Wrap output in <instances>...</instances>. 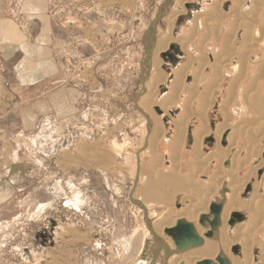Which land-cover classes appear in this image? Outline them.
Returning a JSON list of instances; mask_svg holds the SVG:
<instances>
[{
  "label": "rangeland",
  "instance_id": "obj_1",
  "mask_svg": "<svg viewBox=\"0 0 264 264\" xmlns=\"http://www.w3.org/2000/svg\"><path fill=\"white\" fill-rule=\"evenodd\" d=\"M178 2L179 0H52L56 26L55 55L60 74L57 85L73 87L83 93V106L68 115H48L38 122L34 132L28 133L22 132L19 112L14 107L11 108V113L0 111V187L2 184L10 187V198L6 203L10 206H4V209L0 207V211H3L0 213V264H126V260L131 258L139 259L136 264H149L150 261L154 263V253L148 251L155 243L154 238L146 240L149 244L145 245L141 255L132 250L133 242L130 243L134 230L142 221V216L134 205L137 202L134 191L139 182L140 168L135 175L133 156L146 147L145 125L140 116L141 108L138 107L149 72L146 65L149 50L145 46V37L147 34H153L154 37L170 28L165 16L175 11L176 6L179 11L183 9L181 2ZM208 11L215 12L211 8ZM182 19L183 17H178L171 36L175 40L186 39L183 45L190 56H201L198 44L202 46L207 38H211V43L213 42V47L208 50L209 55L217 52L219 45L224 43L226 29L219 33L208 26L202 36L200 33L195 38L188 31H183ZM202 37L204 40L200 39ZM170 51L175 52L170 47L160 55L163 74H169L171 66L175 64L173 57L169 58L167 55ZM260 52L258 57L261 62L258 64L264 65V48ZM175 55L178 61L181 53ZM196 61L192 63L196 64ZM237 61L238 59H231V63ZM90 72L93 77L89 78ZM102 74L105 76H101ZM206 80H211L208 82L211 85L216 79L207 76ZM232 80L233 76H230L224 87L223 98H226ZM249 84L255 87L253 81L249 80L244 83L245 88L247 87L244 91L251 88ZM261 87L263 90L264 84ZM184 94L177 102L174 118L186 111L183 109L188 105L186 102L195 96ZM261 96H264V90L255 97L257 100L253 97L248 102L254 104L256 100L257 104ZM221 100L216 99L215 104L219 105ZM248 108L246 121L249 118L252 121L257 114H252L251 117L252 108ZM194 109L197 110L196 105ZM217 109L216 107L210 112L209 128L223 126L227 121L226 116L219 115ZM156 112L158 113L157 110ZM189 125L186 131L189 148L185 155L186 164L190 166L185 164V167H181L183 169L180 174L197 176L192 170L195 164L191 162L200 153L196 151L198 148L195 147L193 138L187 136H190V131L200 127L194 120ZM259 130L248 131L251 132L248 136L252 137L249 136L243 142L244 146L247 145V150L249 147L250 153L242 149L239 154L243 158L247 154L251 155L253 142L256 140L257 143L260 134H263V129ZM149 131L147 129V133ZM255 132L258 133L254 136L256 138L252 135ZM165 133L166 141L159 143L158 149L160 155L167 156L162 173L170 175L175 173L173 165L177 158L176 154L168 153L174 138L178 136L173 123L166 125ZM238 134L236 132V137ZM215 136L201 140L204 141V149L201 150L203 154L216 153L218 156L208 165L211 172L207 179L221 166L219 151L223 150L221 155H224L225 149L229 147L227 140L215 143ZM212 138L213 142L210 141ZM106 155L109 156L107 160L103 158ZM101 159L105 163L112 162L107 167L106 164H101ZM144 161L147 164L150 159L146 158ZM199 163L201 162L196 164L199 166ZM251 167L252 163L246 166L241 177L250 176L252 172L248 168ZM134 175L137 177L133 178ZM170 190L166 198L171 197L172 200L177 192ZM181 210L183 208L178 209L179 212ZM138 243L135 241L133 246L137 248ZM261 243L264 245V233L257 236V250Z\"/></svg>",
  "mask_w": 264,
  "mask_h": 264
},
{
  "label": "bare ground",
  "instance_id": "obj_2",
  "mask_svg": "<svg viewBox=\"0 0 264 264\" xmlns=\"http://www.w3.org/2000/svg\"><path fill=\"white\" fill-rule=\"evenodd\" d=\"M181 1L179 0L178 4ZM180 4L183 6L179 5L183 8L181 11L176 9V6L175 11H170L168 16H165L166 13L164 14L170 27L166 32L155 34L154 37H152L153 34H147L145 37V46L149 50V58L146 59L149 72L146 75L143 95L138 102V107L141 108L140 116L145 125L144 143L146 145L144 146L146 147H143L144 149L141 147L143 150L141 149L142 151L138 155L133 154L135 175L140 168L139 182H136L138 185H136V189L134 188L136 190L134 191L135 198H137L134 205L141 214L142 221L131 236L132 241L130 243L133 242L131 248L136 254L141 255L145 245L154 238L155 243L150 249L148 248V251L154 253V263L150 261L151 264H198L205 260L220 264L217 259L221 252L231 264H264V245L261 243L259 250L256 249L257 236L264 233V96H261L262 98L255 104L256 96L261 95L264 90L261 87L264 84V65L258 64L261 62V58L258 56L264 48V0H183ZM196 5H199L198 9H196ZM209 8L215 12L208 11ZM190 12L192 13L191 18L188 16ZM178 17H183V31H188L195 38L200 33L202 36L208 26L214 28L213 31L218 30L219 33L226 29L224 38L222 37L225 40L221 39L224 43L221 42L223 44L219 45V50L209 55L208 50L213 47L212 39L204 40L202 37L200 38L204 40V42L202 41L203 44L201 43L202 46L198 44V48L201 47L199 49L201 56H190L183 45L186 39L184 41L175 40L171 36ZM188 41L191 39L188 38ZM188 41L186 42L188 43ZM171 45H177L179 49L175 51L181 52V55L175 64L172 62L171 72L163 74L161 69L163 60L160 55L167 51ZM232 58L238 59V61L231 63ZM192 61H196V64ZM207 76L213 77V80L216 79L214 80L216 84L212 85L214 83L212 80V86L209 85V81L206 80ZM230 76H233V82L229 86L230 89L227 91L226 98H223L224 87ZM249 80L253 81L255 87L253 88L252 84H249L252 89L248 87V90L251 89L248 93V90L244 91L247 88H245L244 83ZM184 93L195 96L186 102L188 105L185 103L186 108L183 109L186 111L174 118L176 117L177 102ZM158 96H160L159 100L157 99ZM253 97L256 99L254 100L255 103L250 104L248 100ZM220 98L222 103L216 105L215 100ZM195 105L197 110L194 109ZM216 107L219 111L218 114L226 116L228 122L226 121L227 124H222L223 126L220 125L217 128H209V126L211 127L210 112ZM248 107L252 108L250 116L257 114L252 121L250 118V121H246V116L249 114ZM156 108H159L162 113L158 115ZM259 110H263V112H258ZM240 118L243 119L239 120ZM192 120L197 121L200 127V129L190 131V136H187L193 138L196 143L195 147L198 148L196 151L200 153V155L197 154L192 163H203V165L199 163V166L201 165L198 166L199 169L193 165L199 170H196L197 176L195 173L194 176L192 174H180V172L182 173L180 170L183 169L181 167L186 162L185 154L189 148V143L187 144L186 141V131ZM171 123L174 124L178 136L174 138L175 141L172 142L171 150L168 152L177 156L175 160L172 157L175 162L173 165L175 173H171L170 176L162 173L167 156L160 155L158 147L159 143L166 139L164 137L166 125ZM147 129H150L149 133H147ZM259 129H263L261 130L263 134L259 133L261 137L257 143L256 140L253 142L251 155L248 156L249 147L247 150V145L244 146L243 141L248 139L250 136L248 134L252 130ZM249 130L251 132H248ZM236 132L239 133L237 137ZM256 132L252 134L253 137L257 136L258 133ZM213 135H216L215 143L219 144V142L227 140L229 147L225 149L224 155H221L223 150L219 151L221 166L214 175L212 174L210 179H207L206 177L210 174L208 165L218 156L215 152V154H203L201 150L204 149L202 144L204 141L201 140L202 138L208 139ZM219 147L221 146L219 145ZM242 149L247 152L245 158L239 154ZM108 157L106 155L103 158ZM110 158L112 159V157ZM146 158L150 159L147 164L144 163ZM228 161H230V167L225 168L223 165ZM102 162L100 163L106 164L108 167L112 161L105 163L102 160ZM250 163L253 167H251L252 169L248 168V170L252 173L248 177L245 175L247 178L244 179L245 176L241 177L243 169ZM135 175L133 178L137 177ZM225 186L229 191L223 194L222 191ZM169 189L177 192L175 195L171 194L173 197L172 200L171 197L168 198L170 201L166 198ZM221 199H225L221 213V225L216 234L210 238L206 235L210 227L202 226L200 217L209 214L212 203ZM181 208L183 210L179 212L178 209ZM234 213L241 214L244 220L241 223L231 225L230 220ZM179 221L191 223L195 232L202 238V243L195 247L177 248L174 239L166 231L174 228ZM146 240H149L148 243ZM135 241L136 243L139 242L137 248L133 246ZM236 246L240 247L238 252L234 251ZM147 256L150 257L151 255ZM138 260L131 258L126 260V264H136ZM146 264L148 263L146 262Z\"/></svg>",
  "mask_w": 264,
  "mask_h": 264
},
{
  "label": "crops",
  "instance_id": "obj_3",
  "mask_svg": "<svg viewBox=\"0 0 264 264\" xmlns=\"http://www.w3.org/2000/svg\"><path fill=\"white\" fill-rule=\"evenodd\" d=\"M54 24L52 0H0V111L11 113L14 107L24 133L34 132L48 115H68L83 106V93L57 85ZM9 188L0 187L2 209L10 206Z\"/></svg>",
  "mask_w": 264,
  "mask_h": 264
},
{
  "label": "water",
  "instance_id": "obj_4",
  "mask_svg": "<svg viewBox=\"0 0 264 264\" xmlns=\"http://www.w3.org/2000/svg\"><path fill=\"white\" fill-rule=\"evenodd\" d=\"M195 7L196 9H198L199 5H196ZM188 16L191 18L192 13L190 12ZM171 48L174 51L179 49L177 45H172ZM175 54H177V51L167 53L169 57H173L174 63L177 62V58ZM156 110L158 111V113L160 114L162 113L159 108H156ZM164 120L166 121L167 119ZM228 167H230V161L225 163V168ZM228 191L229 190L227 186H225L223 188L222 193L225 194ZM224 204H225V199H221L219 201L212 203L209 214L201 215L200 217V224L204 227L207 226L210 227V230L206 234L210 238H212L216 234V232L218 231L221 225V213ZM243 220L244 219L241 214L234 213L233 217L230 220V224L234 225L236 223L242 222ZM166 233L174 239L175 244L179 249H183L185 247H195L202 243V238L195 232L194 226L191 223L185 221H179L174 228L167 230ZM239 248H240L239 246L234 247V251L238 252ZM217 260L220 264H231L230 261L226 258V256H224L222 252L220 253ZM198 264H215V262L211 260H205Z\"/></svg>",
  "mask_w": 264,
  "mask_h": 264
},
{
  "label": "built area",
  "instance_id": "obj_5",
  "mask_svg": "<svg viewBox=\"0 0 264 264\" xmlns=\"http://www.w3.org/2000/svg\"><path fill=\"white\" fill-rule=\"evenodd\" d=\"M101 76H105V75L102 74ZM90 77H93V73H92V72H90L89 78H90Z\"/></svg>",
  "mask_w": 264,
  "mask_h": 264
}]
</instances>
